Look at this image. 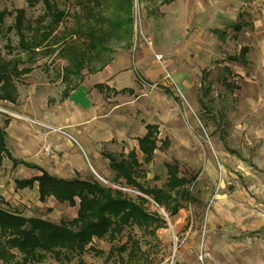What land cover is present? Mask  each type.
Instances as JSON below:
<instances>
[{"label": "rangeland", "instance_id": "1", "mask_svg": "<svg viewBox=\"0 0 264 264\" xmlns=\"http://www.w3.org/2000/svg\"><path fill=\"white\" fill-rule=\"evenodd\" d=\"M164 1L132 0L128 13L124 0H103L91 21L94 30L103 32L105 48L90 66L98 68L117 55L127 57L139 76L133 93L121 94L128 100L121 103L110 91L101 94L96 89L103 101L99 108L112 114L115 105L124 106L128 125L137 127L128 135L130 140L140 134L146 121L156 120L159 138H168L170 145L157 151L153 162L144 167L145 179L139 178V182L160 187L166 178L164 164L176 160L180 175L190 180L191 198L181 201L183 207L169 217L144 196V208L164 219L166 227L152 235L126 226L114 241L93 237L88 245L93 250L82 254V264H238L254 252L251 247L264 254V0ZM58 4L70 10L73 0H58ZM18 8L25 10L29 20L42 12L40 4L29 6L28 0H0V10ZM12 22L13 16L5 19L0 37L4 58L16 53L17 36L6 31ZM71 24L68 18L65 25ZM243 47L248 48L245 63L228 60L239 56ZM65 65L66 60L54 54L39 55L35 62L27 63L32 71L15 79L17 107L9 105L11 111L36 118L63 108L65 99L60 101V97L68 81L63 75ZM81 74V79L71 78L70 84L78 85L85 78L86 87L100 78L87 69ZM170 84L180 88L182 97ZM4 102L13 104L0 100V105ZM96 149L98 154L108 151L110 145ZM3 160L0 208L53 224L76 216L77 199L75 206L52 197L41 202L35 187L15 189V179L38 172L18 173L10 160ZM93 168L95 172L88 169L85 180L118 189L131 200L143 196L123 180L114 181L107 161ZM156 174L158 180L153 179ZM129 233L138 240L143 254L136 259H126V253L108 257L112 244H123ZM33 264L60 262L46 254ZM68 264H79L78 255Z\"/></svg>", "mask_w": 264, "mask_h": 264}, {"label": "trees", "instance_id": "2", "mask_svg": "<svg viewBox=\"0 0 264 264\" xmlns=\"http://www.w3.org/2000/svg\"><path fill=\"white\" fill-rule=\"evenodd\" d=\"M102 1L73 0L72 9L67 10L59 6L58 0H28L29 6H42L41 14L34 20L27 18L23 8L13 12L0 10V37L4 35L3 28L8 16H13V22L6 31H13L17 36L16 53L10 58H4L0 54V100L16 103L18 91L15 79L29 74L32 67L27 66V63L35 62L39 55L54 54L66 60L63 75L68 81L60 101L79 85L70 82L74 77L81 79L83 69H87L88 73L101 71L111 60L103 62L98 68H92L90 65L105 48L102 45L103 32L94 30L95 24L91 21L95 9L101 6ZM124 1L129 13L132 0ZM172 1L165 0L164 3ZM68 18L72 21L70 26L65 25ZM131 21L129 17L128 23L131 24ZM240 29V26H236V30ZM247 52L248 48L243 47L239 56L228 57V60L243 64ZM224 83L227 87L230 86L228 82ZM94 87L100 93H118L101 83ZM5 127L6 122L0 123V166L6 157L11 161L12 167L21 164L39 172L29 178L15 179V189L32 188L36 183L39 201L52 197L57 202H67L68 205L75 206L77 199L78 206L76 216L72 220L61 221L59 224L37 217L27 218L0 208V261L4 263L14 261L15 264H33L41 261L44 255L51 254L60 264H68L74 255H78V263L82 264V254L93 250L88 246L93 237L114 241L126 226H136L140 231L152 235L157 229L166 227L164 219L144 208V203L147 202L144 196L163 208L169 217L183 207L181 201H189L191 198L190 180L180 175L179 164L175 160L164 164L166 178L160 187H147L139 182V178L145 179L147 170L143 165L152 161L154 151L165 149L169 145L166 137L158 138L159 131L155 124H146L145 134L136 140L138 151L142 154L141 162L137 160L134 149L125 155L103 153L113 172L114 181L123 180L125 185L135 188L143 195L138 196L137 201L127 198L120 190L95 180L58 178L36 165L17 160L6 147ZM153 179L158 180L159 176L155 175ZM13 250H16L19 256ZM123 253H126V259H136L143 254L138 240L130 233L123 244H112L107 256L116 254L121 257Z\"/></svg>", "mask_w": 264, "mask_h": 264}, {"label": "crops", "instance_id": "3", "mask_svg": "<svg viewBox=\"0 0 264 264\" xmlns=\"http://www.w3.org/2000/svg\"><path fill=\"white\" fill-rule=\"evenodd\" d=\"M135 65L138 66L139 64ZM93 75H98L100 77L99 80L83 87L84 78L62 102L64 104L63 108L53 112H43L42 115L36 118L17 113L32 121L22 118L11 119L0 115V123L6 122V147L14 158L36 165L48 174L58 178H79L82 180H84L89 170L95 172L94 165H100L104 160L108 164V160L103 157L105 152L114 155H125L134 149L137 160L138 155L142 159L136 140L145 134L146 124H155L158 127L159 123L156 120L146 121L141 128L140 134L135 139L130 140L128 135H131L137 127L135 126L134 128V126L128 125L129 117L126 118L124 113H122L123 109H125L123 108L124 106L115 105L114 113L112 114L102 113L101 108H99L101 102H103L102 96L98 98L94 87L99 83L104 84L118 92L113 95H116V99H120L119 102H127L126 96L121 94L133 93L134 86L138 82V74L130 66L127 57L117 55L101 71ZM170 88L177 96L182 97L180 88L177 85H171ZM82 91L84 93L83 97H81ZM77 93L78 97H76ZM7 104L4 102L2 105H5L4 107L8 109H10L9 105L10 107H17L15 104ZM103 144L110 145V149L108 151L99 150L97 154V146L102 147ZM117 144H124V148L121 146L117 147ZM157 145L159 146L160 143L158 142ZM169 145L167 148H169ZM47 149L49 154L46 156L44 150ZM161 150L163 149L154 151L153 159L149 164L153 162L157 151ZM149 164L143 166L145 167ZM14 170L18 173L29 175L36 171L21 164L16 165ZM37 174H31V176ZM156 176L158 175L156 174ZM34 187L37 190L36 183L33 184L32 188ZM251 249L254 252L242 257L238 264H264V254L255 252L254 247H251Z\"/></svg>", "mask_w": 264, "mask_h": 264}, {"label": "built area", "instance_id": "4", "mask_svg": "<svg viewBox=\"0 0 264 264\" xmlns=\"http://www.w3.org/2000/svg\"><path fill=\"white\" fill-rule=\"evenodd\" d=\"M155 58L157 60H159V57L158 56H155ZM0 115L6 116V117H11V118H22V119H26V120L32 121V120H30L28 118L22 117L21 115H19L17 113L12 112L8 108L4 107L2 104L0 105ZM44 153L47 156L49 154V150L48 149L47 150H44ZM200 259H202V257Z\"/></svg>", "mask_w": 264, "mask_h": 264}]
</instances>
